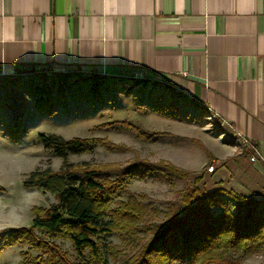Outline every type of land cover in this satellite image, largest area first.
I'll return each instance as SVG.
<instances>
[{
	"label": "rangeland",
	"instance_id": "obj_1",
	"mask_svg": "<svg viewBox=\"0 0 264 264\" xmlns=\"http://www.w3.org/2000/svg\"><path fill=\"white\" fill-rule=\"evenodd\" d=\"M104 77L84 68L56 67L0 75V232L30 227L32 207L48 210L56 206L52 194L25 188L23 182L35 171L60 172L67 165L104 170L108 181H115L116 176L106 170L142 163H168L189 173L184 182L160 173L124 179L129 194L143 196L144 200L137 201L154 213L136 223L133 243L116 232L102 236L101 264H124L133 257L150 238L146 229L165 221L170 204L179 201L186 188H197L201 194L223 189L264 197V175L251 166L232 130L175 93L136 85L125 90L115 79ZM39 134L103 144H94L90 153L61 159L44 149ZM230 149L232 156L227 154ZM212 162L214 172L210 174L207 168ZM196 178L200 183L194 184ZM117 201L126 202L127 196L116 199L111 208ZM36 234L59 247L69 262L79 263L68 240H49L42 231ZM22 253L32 258L40 255L28 245L5 247L0 251V264H20ZM240 264H264V249Z\"/></svg>",
	"mask_w": 264,
	"mask_h": 264
},
{
	"label": "crops",
	"instance_id": "obj_2",
	"mask_svg": "<svg viewBox=\"0 0 264 264\" xmlns=\"http://www.w3.org/2000/svg\"><path fill=\"white\" fill-rule=\"evenodd\" d=\"M51 64L175 93L264 175V0H0V72Z\"/></svg>",
	"mask_w": 264,
	"mask_h": 264
},
{
	"label": "trees",
	"instance_id": "obj_3",
	"mask_svg": "<svg viewBox=\"0 0 264 264\" xmlns=\"http://www.w3.org/2000/svg\"><path fill=\"white\" fill-rule=\"evenodd\" d=\"M53 67L51 64L42 71ZM38 139L44 149L61 159L69 154L90 153L94 144H103L98 140H63L43 134ZM203 150L209 157L206 149ZM103 171L67 165L60 172L31 173L23 186L52 194L58 204L48 210L32 207L30 227L2 230L0 251L28 245L40 253L35 258L22 253L20 264H101L104 262L102 236L116 232L133 243L135 238L131 235H136V223L154 213L152 208L137 201L144 200L143 196L136 198L129 194L125 178L160 173L184 182L189 177L188 172L162 162L106 170L115 174V181H108ZM198 183L200 178L195 179L194 184ZM121 196H127V201H117L116 208H111ZM166 214L164 222L146 229L150 238L124 264H240L264 249V197L259 199L223 189L201 194L197 188H186L179 201L170 204ZM36 231H42L49 240H68L79 263L69 262L59 247L39 237ZM108 250L113 251L110 247Z\"/></svg>",
	"mask_w": 264,
	"mask_h": 264
},
{
	"label": "built area",
	"instance_id": "obj_4",
	"mask_svg": "<svg viewBox=\"0 0 264 264\" xmlns=\"http://www.w3.org/2000/svg\"><path fill=\"white\" fill-rule=\"evenodd\" d=\"M0 75H3L2 72H0ZM138 80H141L142 78L139 76L138 78L135 77ZM125 90H128L130 88V86H125L124 87ZM239 143L242 146V148L247 152L248 155H250L249 157V161L251 163H255L258 160V152L256 150V148L253 146V144L246 138H239ZM207 172L208 173H213L214 172V162H212V164H210L207 168Z\"/></svg>",
	"mask_w": 264,
	"mask_h": 264
}]
</instances>
